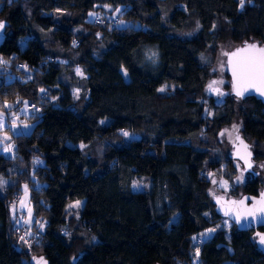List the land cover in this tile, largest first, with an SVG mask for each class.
<instances>
[{"label": "trees", "instance_id": "obj_1", "mask_svg": "<svg viewBox=\"0 0 264 264\" xmlns=\"http://www.w3.org/2000/svg\"><path fill=\"white\" fill-rule=\"evenodd\" d=\"M2 2L0 21L8 25L0 108L19 97L35 109L28 110L32 131L13 140L16 152H0V177H13L0 195V264H29L34 256L50 264H191L194 254L200 264H264L255 231L235 225L229 235L218 230L196 244L224 219L204 176L215 163L202 136L217 140L239 103L240 137L264 145V103L236 98L230 83L207 119L210 75L201 58L225 37L235 47L264 46V0H244L242 7L240 0ZM104 5L123 8L133 26L89 21ZM76 68L85 75L78 101ZM164 85L173 91L161 93ZM121 131L139 138L126 141ZM137 178L146 179L147 190H133ZM24 183L32 245L19 240L9 212ZM262 185L245 179L241 191L258 195ZM77 201H84L79 218L69 220L68 207Z\"/></svg>", "mask_w": 264, "mask_h": 264}, {"label": "rangeland", "instance_id": "obj_2", "mask_svg": "<svg viewBox=\"0 0 264 264\" xmlns=\"http://www.w3.org/2000/svg\"><path fill=\"white\" fill-rule=\"evenodd\" d=\"M2 1L3 0H0V7L3 4ZM117 9H119V11H117ZM100 10V13H92L89 16V21L94 22L96 15H101V13H105L111 19H116L117 25L120 29H127L133 26V23H131V21L125 20L122 17L123 8H112L111 6L104 5L100 8ZM235 48L237 47H235L232 41L229 40L228 37H225L224 39L217 41V43L215 42V44L212 45L201 58L202 64L208 68V72L210 75V81L207 86L206 98L203 100V103L205 104L204 113L207 119H211V117H213L214 115V108L216 106H212V103L216 104L217 101V103L220 104L222 102L223 96L225 95V92L228 91L227 86L229 87L230 79L226 75L227 55H225V53H229ZM3 63L5 62L0 57V69L5 68ZM15 66L19 68L22 65L16 64ZM77 69L80 70V73H82V75L78 74ZM75 77L79 81L78 83H80L77 84V86L73 90L74 98L76 101H78L81 98L83 92L81 85L83 83L82 81L85 79L84 72L80 68H76ZM29 78H33V75H29ZM213 81H215L216 83L213 84ZM210 85L212 86L210 87ZM162 88H164L165 90L161 91V93L167 94L173 91L174 86L164 85ZM1 89L6 90L7 92L11 93V95H13L15 92L13 87H1ZM215 89L220 90L217 95H214L213 93V90ZM40 95H42V99H48L47 94L45 95L44 91H40ZM208 97H214L215 100L211 101ZM20 102L21 100L19 97L15 99L9 97L6 98V101L3 104L7 103L8 105H10V107L3 106L4 108H0V125H2L0 126V152L6 155L12 153L11 147L14 138L18 135L29 134L34 127V124L28 120L33 114V112L31 113L27 109V106L30 103L25 101L26 103H24V105L22 106ZM239 109L240 104L238 103L236 106L237 114L235 121L231 126L224 128L220 132L217 140L211 141L206 137V135L202 136L203 143L208 144L212 148L214 154L213 160L215 164H211L212 166L208 165V167L206 168V172L204 173V176L210 182V193L211 196L214 198H241L245 195L241 191V185L244 183L245 179L258 180L259 182L263 183L260 192L264 190V145L259 146L255 141L250 142L252 146V152L255 155L254 162L256 164V167L254 168V172L257 175L256 177H254L252 174L244 173V168L241 163L232 158L234 153V145L236 144L237 139L238 137H240L241 133V120L239 118ZM124 132H127L128 135H123ZM5 137H8V139H5ZM118 137L124 138L126 141L139 138V136L129 131H121L118 134ZM6 148L9 150L6 151ZM96 151L98 154L101 155L103 152V147L97 145ZM213 181H215V183ZM12 182L13 177H0V195L4 193L5 187L12 184ZM224 182H227L226 186ZM147 188L148 183L145 178H137L133 184L134 191H145L147 190ZM83 203L84 201H80L79 206L76 207L71 206L75 205L76 202H73L69 205L67 211V217L69 220L79 218V212L83 206ZM9 212L10 218L12 221L15 222V224L17 223V218L21 212H28L29 228L32 226L34 221L33 207L31 204V195L27 183H24L21 186V196L19 202H13L9 204ZM226 221L227 223H225ZM232 225L233 224L228 219H223L220 224H218L215 231L223 230L227 233V235H229L230 228ZM41 226V229H43L44 225ZM215 231H207L201 236L206 241L215 233ZM191 264H200V261L196 254L193 255V262Z\"/></svg>", "mask_w": 264, "mask_h": 264}, {"label": "water", "instance_id": "obj_3", "mask_svg": "<svg viewBox=\"0 0 264 264\" xmlns=\"http://www.w3.org/2000/svg\"><path fill=\"white\" fill-rule=\"evenodd\" d=\"M3 22L4 27L0 28V49L4 45L6 40V29L7 23ZM248 44H255L257 49L264 48L259 43H244L243 45L235 48L231 52L228 53L226 59L227 65V75L230 79V88L231 93L238 99L245 100L247 98H255L264 103V95L261 94V91L257 89L264 90V84H261L259 81L255 83V86L242 83L240 84V90L243 92L242 95L238 96L236 94L237 86L235 84L233 75H232V65L229 63V58L231 53L236 51L237 49L243 48ZM253 50H249L252 52ZM218 90V91H217ZM220 92L219 89L213 90L214 95H217ZM234 160H237L243 166L244 173H251L254 171L255 163L254 158L255 155L252 152L251 145L242 137H238L236 144L234 145ZM264 194V190L261 191L258 195H250L245 194L239 199L236 198H214L213 204L215 205L216 213L224 219H228L233 225H235L240 232H248L255 231V237L257 238V245L260 250L264 253V244L260 242V237L264 236V211H260L262 207H264V203H261V195ZM243 200V203L240 201ZM235 202V203H233ZM251 210V211H249ZM225 211H229V215H225ZM239 215V222L236 220V216ZM263 229V230H261ZM29 264H50L45 256H34L30 259Z\"/></svg>", "mask_w": 264, "mask_h": 264}, {"label": "snow or ice", "instance_id": "obj_4", "mask_svg": "<svg viewBox=\"0 0 264 264\" xmlns=\"http://www.w3.org/2000/svg\"><path fill=\"white\" fill-rule=\"evenodd\" d=\"M240 3L242 7L244 0H240ZM117 11H119V9H117ZM3 27H4L3 22H0V28H3ZM249 50H253V51L249 52ZM225 55H228V53H225ZM229 63L232 65V75H233L235 84L237 86L236 94L238 96L243 94V92L240 90V87H239L240 84L242 83H248V84L255 86V83L259 81L261 84H264V48L257 49V46L255 44H248L245 47L237 49L236 51L232 52L229 58ZM77 72L78 74L82 75L79 69H77ZM215 83L216 82L213 81V84ZM211 86L212 85H210V87ZM164 90H165L164 88L159 89V91H164ZM257 90L261 91V94L264 95V90H261L259 88ZM41 91H44V90L41 89ZM4 107H10V105L5 103ZM123 135L127 136L128 133L124 132ZM5 139H8V137H5ZM5 150L7 151L9 149L6 148ZM213 182L215 183V181ZM224 183L226 186L227 182H224ZM240 203H243V200L240 201ZM261 203H264V194L261 195ZM79 204H80V201H77L75 205H71V206L76 207V206H79ZM260 211H264V207H262ZM229 214H230L229 211H225V215H229ZM236 220L237 222H239V215L236 216ZM225 223H227V221ZM209 231L210 232L215 231V229H210ZM21 239H23V237ZM260 242L264 244V236L260 237Z\"/></svg>", "mask_w": 264, "mask_h": 264}, {"label": "built area", "instance_id": "obj_5", "mask_svg": "<svg viewBox=\"0 0 264 264\" xmlns=\"http://www.w3.org/2000/svg\"><path fill=\"white\" fill-rule=\"evenodd\" d=\"M95 24L99 25V26H109L111 29H115L117 26V21L116 19H111L110 17H108L105 14H99L95 16ZM18 70L20 71H24L25 68L23 66L19 67ZM15 79L20 80L22 79V75L20 73H17L15 75ZM28 110L33 111L35 109V106L33 104H29L27 107ZM17 150V146L15 144L12 145L11 147V151L16 152ZM20 197H18L15 202H19ZM28 220V213L27 212H21L20 215L17 218V223H16V232L17 234H19V240L27 245H32L33 244V238L30 237L27 234L26 231V223ZM23 237V239H21ZM204 242V239L202 238V236H199L196 239V244L197 245H202Z\"/></svg>", "mask_w": 264, "mask_h": 264}, {"label": "flooded vegetation", "instance_id": "obj_6", "mask_svg": "<svg viewBox=\"0 0 264 264\" xmlns=\"http://www.w3.org/2000/svg\"><path fill=\"white\" fill-rule=\"evenodd\" d=\"M255 163V162H254ZM255 167H256V164H255ZM254 167V168H255ZM247 174H252L254 177H256L257 175H256V173L253 171V172H251V173H247Z\"/></svg>", "mask_w": 264, "mask_h": 264}]
</instances>
